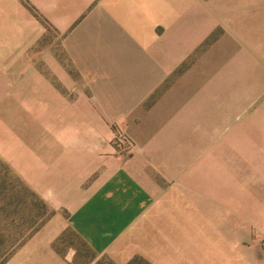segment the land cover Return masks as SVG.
<instances>
[{"label":"crops","instance_id":"1","mask_svg":"<svg viewBox=\"0 0 264 264\" xmlns=\"http://www.w3.org/2000/svg\"><path fill=\"white\" fill-rule=\"evenodd\" d=\"M0 162L50 211L2 264H264V0H0Z\"/></svg>","mask_w":264,"mask_h":264},{"label":"rangeland","instance_id":"2","mask_svg":"<svg viewBox=\"0 0 264 264\" xmlns=\"http://www.w3.org/2000/svg\"><path fill=\"white\" fill-rule=\"evenodd\" d=\"M258 207V215L260 209ZM48 206L37 197L28 186L19 180L2 162H0V261L22 241L29 237L48 217ZM264 247V238L261 240ZM69 247L66 253H76L80 258L78 264L92 260L93 254L71 232L67 231L56 248ZM127 264H151L140 257ZM133 258V259H134ZM95 264H115L102 258Z\"/></svg>","mask_w":264,"mask_h":264},{"label":"built area","instance_id":"3","mask_svg":"<svg viewBox=\"0 0 264 264\" xmlns=\"http://www.w3.org/2000/svg\"><path fill=\"white\" fill-rule=\"evenodd\" d=\"M112 145L115 153L119 155H128L134 149L130 138L124 132L116 128L113 131Z\"/></svg>","mask_w":264,"mask_h":264},{"label":"trees","instance_id":"4","mask_svg":"<svg viewBox=\"0 0 264 264\" xmlns=\"http://www.w3.org/2000/svg\"><path fill=\"white\" fill-rule=\"evenodd\" d=\"M132 260L135 261V260H137V258H134V259H132ZM3 261H4V259L0 261V264H2ZM147 264H148V263H147Z\"/></svg>","mask_w":264,"mask_h":264}]
</instances>
